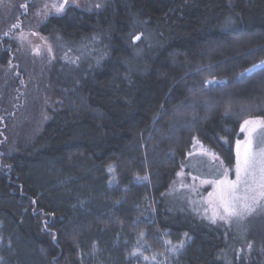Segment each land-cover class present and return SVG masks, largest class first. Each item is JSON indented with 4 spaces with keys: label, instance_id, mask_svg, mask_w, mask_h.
Segmentation results:
<instances>
[{
    "label": "trees",
    "instance_id": "16d2710c",
    "mask_svg": "<svg viewBox=\"0 0 264 264\" xmlns=\"http://www.w3.org/2000/svg\"><path fill=\"white\" fill-rule=\"evenodd\" d=\"M105 3L70 7L40 28L68 50L102 46L103 58L53 70L54 104L37 131L0 126L10 264H84L91 250L98 264H130L118 236L135 233L160 255L161 235L184 236L174 264H264V230L250 235L247 222L240 235L200 212L194 160L203 156L213 175L231 169L242 123L264 121V67L244 74L264 61V0ZM9 57L0 43L6 106L20 101ZM207 78L218 82L205 86ZM148 186L154 212L142 219L135 203Z\"/></svg>",
    "mask_w": 264,
    "mask_h": 264
},
{
    "label": "rangeland",
    "instance_id": "374dc122",
    "mask_svg": "<svg viewBox=\"0 0 264 264\" xmlns=\"http://www.w3.org/2000/svg\"><path fill=\"white\" fill-rule=\"evenodd\" d=\"M105 1L67 0L63 10L57 12L56 8L52 5H59L64 2L63 0H0V43H2L3 49L10 56L7 59L6 63L8 64L6 67L12 71L16 83H19L14 93L20 96V101L11 99L8 106H6L7 101L0 100V126L2 124L4 128L11 127L12 129L15 127L16 129L18 127L20 129L24 128L27 131L31 130V132L37 131L47 119L48 109L52 108L54 104L52 98L49 96L47 83L53 70L75 66V59H79V62L84 59L89 63L91 62L90 59L98 62L103 58L102 46L99 48L89 47V45L86 47L79 46L73 50H68L60 42L56 33L51 30L47 33H42L40 28L49 17L63 14L67 8L71 7L86 12H95L102 7ZM22 5L26 7H21ZM13 25L18 26L13 27ZM135 36L137 35L132 36V38ZM139 43L140 40H137L133 45ZM49 47H51V52L48 50ZM137 52H139V55L140 51ZM261 63L256 65H260ZM251 68L253 66L249 69ZM259 69L256 68L251 72L247 69L244 74L249 75ZM217 82V79L207 78L204 81V85L213 86ZM0 91L2 92V88H0ZM242 126L244 128L243 131L241 130ZM241 128L240 137L237 140L241 143V151H243L245 142L249 138L252 139L255 150L264 147V121L253 119L247 125L242 123ZM237 141L233 148L235 161L231 169L225 170L223 168L220 170V167L213 175L212 171L207 168L203 156H201V159L199 157L194 159L197 164L196 172L203 179L199 183V186L195 188V200L200 212L208 219L212 215L208 200L210 199L209 193L215 191L216 184L214 182L223 179L225 171H227V179H235ZM200 149L196 147L195 152H199ZM209 154L208 150L204 153L206 163L208 164L214 159ZM221 162L224 163L225 161ZM101 177V186L105 187L106 190L114 186L113 171L105 172ZM207 177L214 178L209 181ZM143 181L145 184L148 183L145 179ZM148 187L150 191L142 193L135 203V206L140 211L139 218L142 219H148L154 212L149 205L152 198V190L150 186ZM247 222L250 228V235L257 233L255 230L259 228L264 230V203L251 216L245 217L243 220H233L230 223H225L221 220L216 221L222 227H232L235 229V233L240 231V235L242 233L245 234V230L248 227ZM6 233L7 227L0 222V264H10L7 257L9 253L11 255L15 253L11 251L12 246ZM143 235V233H135L118 236V244L122 243L127 248L128 260L131 259L130 264H174V262H177L178 253L184 247V236L175 238L171 235H161V239L164 241L165 252L160 255L158 251L148 247L143 239ZM181 244H183V247H180ZM172 249L175 250L173 251ZM98 260L96 252L91 250V254L84 257V264H98Z\"/></svg>",
    "mask_w": 264,
    "mask_h": 264
},
{
    "label": "snow or ice",
    "instance_id": "6c2138e0",
    "mask_svg": "<svg viewBox=\"0 0 264 264\" xmlns=\"http://www.w3.org/2000/svg\"><path fill=\"white\" fill-rule=\"evenodd\" d=\"M66 3L67 0H64L63 3L52 6L60 12ZM17 26L13 25V27ZM133 39L140 40L141 36L137 35ZM48 50L51 52V47ZM261 67H264V62L260 65H253V68L248 71L251 72ZM249 123L250 121L247 120L244 122L245 125ZM241 130H244L243 126ZM112 170L109 166V171ZM214 183L216 184L215 191L209 193L210 199L208 200L212 213L209 219L212 223H216L217 220L230 223L233 220L240 221L251 216L264 203V147L255 150L253 141L249 138L241 151V143L237 141L235 179H227V171H225L224 178ZM180 247H183V244Z\"/></svg>",
    "mask_w": 264,
    "mask_h": 264
},
{
    "label": "flooded vegetation",
    "instance_id": "af4514ba",
    "mask_svg": "<svg viewBox=\"0 0 264 264\" xmlns=\"http://www.w3.org/2000/svg\"><path fill=\"white\" fill-rule=\"evenodd\" d=\"M63 1H64V0H63ZM67 10H68V8L66 9V11H67ZM66 11H65V12H66ZM65 12H64V13H65ZM64 13H63V14H64ZM63 14H60V15H63Z\"/></svg>",
    "mask_w": 264,
    "mask_h": 264
},
{
    "label": "water",
    "instance_id": "95a60500",
    "mask_svg": "<svg viewBox=\"0 0 264 264\" xmlns=\"http://www.w3.org/2000/svg\"><path fill=\"white\" fill-rule=\"evenodd\" d=\"M133 42H134V43H136V42H137V40H134V39H133Z\"/></svg>",
    "mask_w": 264,
    "mask_h": 264
}]
</instances>
